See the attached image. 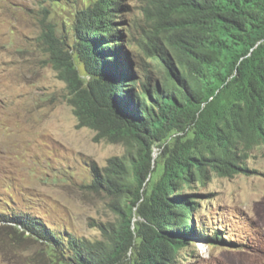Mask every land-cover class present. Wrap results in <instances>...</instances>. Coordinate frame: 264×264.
Returning a JSON list of instances; mask_svg holds the SVG:
<instances>
[{
	"label": "trees",
	"instance_id": "obj_1",
	"mask_svg": "<svg viewBox=\"0 0 264 264\" xmlns=\"http://www.w3.org/2000/svg\"><path fill=\"white\" fill-rule=\"evenodd\" d=\"M128 10L126 0H91L70 20L74 43L52 23L40 35L78 128L127 153L94 165L91 186L116 214L98 224L100 238L56 232L32 213L0 215L13 248L40 244L37 264H176L194 237H210L195 220L196 190L213 175L254 172L249 155L264 145V0H143L134 23ZM137 24L141 51L131 46Z\"/></svg>",
	"mask_w": 264,
	"mask_h": 264
},
{
	"label": "rangeland",
	"instance_id": "obj_2",
	"mask_svg": "<svg viewBox=\"0 0 264 264\" xmlns=\"http://www.w3.org/2000/svg\"><path fill=\"white\" fill-rule=\"evenodd\" d=\"M89 1L0 0V215L32 213L56 232L96 239L98 224L116 214L106 194L91 186L94 165L103 168L127 146L95 141L94 129L78 128L67 83L40 40L44 24L52 23L74 43L70 20ZM142 2L126 0L129 23ZM142 29L133 28L131 46L139 51ZM160 151L156 147L154 156ZM247 164L254 172L213 175L196 190L203 201L195 220L210 237H194L176 264H264V145L253 149ZM214 232L226 240H213ZM39 250L36 241L13 248L0 236V264H37Z\"/></svg>",
	"mask_w": 264,
	"mask_h": 264
}]
</instances>
